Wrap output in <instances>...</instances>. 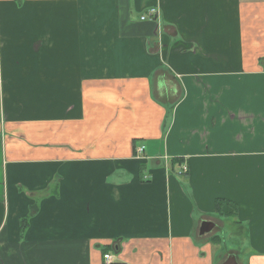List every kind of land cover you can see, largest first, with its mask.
I'll return each mask as SVG.
<instances>
[{
    "label": "crops",
    "instance_id": "1",
    "mask_svg": "<svg viewBox=\"0 0 264 264\" xmlns=\"http://www.w3.org/2000/svg\"><path fill=\"white\" fill-rule=\"evenodd\" d=\"M229 253L264 264V0H0V264Z\"/></svg>",
    "mask_w": 264,
    "mask_h": 264
},
{
    "label": "rangeland",
    "instance_id": "2",
    "mask_svg": "<svg viewBox=\"0 0 264 264\" xmlns=\"http://www.w3.org/2000/svg\"><path fill=\"white\" fill-rule=\"evenodd\" d=\"M219 237H221V242H220L219 246H217L218 248L216 247V249H215L217 252L219 251L218 253H224V252L228 251L229 249L244 251L243 248L246 247V245L243 244L241 240L235 239L234 236H231V235L229 236V234L227 232L222 233V235L219 234ZM209 241H211V240H209ZM242 255H244L243 252H241L239 254L240 257ZM227 256L224 254L222 257V260L224 261Z\"/></svg>",
    "mask_w": 264,
    "mask_h": 264
},
{
    "label": "water",
    "instance_id": "3",
    "mask_svg": "<svg viewBox=\"0 0 264 264\" xmlns=\"http://www.w3.org/2000/svg\"><path fill=\"white\" fill-rule=\"evenodd\" d=\"M213 227V224L212 222L210 221H203L202 224H200V229H199V232L200 234H203L205 232H208L209 230H211V228ZM222 264H238L236 262V259H235V255L234 254H229L226 259L221 262Z\"/></svg>",
    "mask_w": 264,
    "mask_h": 264
},
{
    "label": "built area",
    "instance_id": "4",
    "mask_svg": "<svg viewBox=\"0 0 264 264\" xmlns=\"http://www.w3.org/2000/svg\"><path fill=\"white\" fill-rule=\"evenodd\" d=\"M154 12H155V10H154L153 8H150V9L147 11L146 15L144 14V15H142V16L140 17V20H143V19L148 18V17H149L150 15H152ZM143 148H144V146L141 145V146H139L138 148H136L135 150L137 151V153H141V152L144 150ZM181 171H185V169L182 167V168H181ZM179 172H180V170H179ZM102 255H103L104 260H105L107 263H111V262H112V258H111L110 255H108L107 253H104V254H102Z\"/></svg>",
    "mask_w": 264,
    "mask_h": 264
},
{
    "label": "trees",
    "instance_id": "5",
    "mask_svg": "<svg viewBox=\"0 0 264 264\" xmlns=\"http://www.w3.org/2000/svg\"><path fill=\"white\" fill-rule=\"evenodd\" d=\"M101 251L103 252L102 254L106 253L107 249L106 248H102Z\"/></svg>",
    "mask_w": 264,
    "mask_h": 264
}]
</instances>
